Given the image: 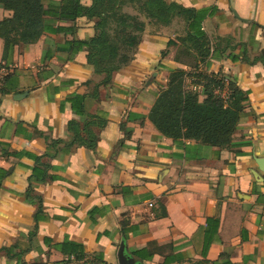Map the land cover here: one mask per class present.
<instances>
[{
  "label": "crops",
  "instance_id": "crops-1",
  "mask_svg": "<svg viewBox=\"0 0 264 264\" xmlns=\"http://www.w3.org/2000/svg\"><path fill=\"white\" fill-rule=\"evenodd\" d=\"M164 1L189 11L139 14L133 58L107 84L68 44L95 34L92 19L48 15L7 60L0 38V264H118L122 242L138 264H264V0ZM192 26L204 46L182 41ZM175 68L200 100L196 74L245 91L230 146L156 129L149 111Z\"/></svg>",
  "mask_w": 264,
  "mask_h": 264
},
{
  "label": "trees",
  "instance_id": "trees-1",
  "mask_svg": "<svg viewBox=\"0 0 264 264\" xmlns=\"http://www.w3.org/2000/svg\"><path fill=\"white\" fill-rule=\"evenodd\" d=\"M43 2L44 0H0L2 8L12 11L10 17L0 20L2 58L7 60L17 44L36 42L47 30L44 22L46 16L63 21L85 16L95 21V34L84 40L73 39L68 44L76 51L86 50L87 63L96 74L103 75L99 82L102 84L109 83L112 72L133 58V54L129 53L140 42V34L145 25L139 19V14L152 21L166 23L174 13L187 14L189 11L178 9L164 0H92L89 6L83 5L80 0H59L58 3L48 5ZM125 6L131 7L136 13L126 11ZM64 29L65 27L57 26L54 32ZM191 29L193 33L186 35L182 41L187 43L186 40H193V36L196 40L203 41L202 32L193 26ZM17 35L20 36L19 40L16 39ZM202 41L199 44L204 46ZM173 43L168 42L170 45ZM162 55H165L164 51ZM192 65H196V62ZM188 76L189 73L183 69L175 68L170 72L165 87L158 91L150 108V120L161 134L173 140L194 139L207 146H230L243 112L245 91L228 80L227 92L222 95L224 76L196 74L195 77L202 80V91L205 94L200 100L199 93L186 86ZM72 106H75L73 102ZM32 175L43 177V173L34 168ZM73 246L77 257H82L80 245Z\"/></svg>",
  "mask_w": 264,
  "mask_h": 264
},
{
  "label": "water",
  "instance_id": "water-1",
  "mask_svg": "<svg viewBox=\"0 0 264 264\" xmlns=\"http://www.w3.org/2000/svg\"><path fill=\"white\" fill-rule=\"evenodd\" d=\"M255 162L259 169H264V157L255 158ZM118 264H138L135 263L133 258L126 253V247L124 242H122L118 248L117 252Z\"/></svg>",
  "mask_w": 264,
  "mask_h": 264
}]
</instances>
